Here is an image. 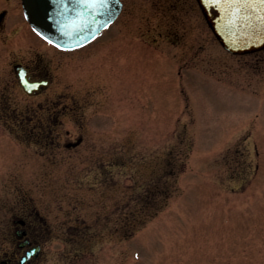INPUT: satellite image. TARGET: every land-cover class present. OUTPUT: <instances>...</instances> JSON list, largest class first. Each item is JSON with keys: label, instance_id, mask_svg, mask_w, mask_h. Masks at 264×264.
<instances>
[{"label": "rangeland", "instance_id": "rangeland-1", "mask_svg": "<svg viewBox=\"0 0 264 264\" xmlns=\"http://www.w3.org/2000/svg\"><path fill=\"white\" fill-rule=\"evenodd\" d=\"M126 6L60 52L0 0V264L28 249L20 219L27 264H264V50L230 54L183 0ZM15 63L50 88L25 94Z\"/></svg>", "mask_w": 264, "mask_h": 264}, {"label": "water", "instance_id": "water-1", "mask_svg": "<svg viewBox=\"0 0 264 264\" xmlns=\"http://www.w3.org/2000/svg\"><path fill=\"white\" fill-rule=\"evenodd\" d=\"M25 16L46 41L65 50L82 47L94 40L119 15L120 0H21ZM206 22L223 48L233 55L264 49V0H197ZM20 85L35 94L42 84L31 81L23 67H16ZM15 223L25 224L23 220ZM19 238L25 230H17ZM30 244L22 241L18 247ZM39 245L31 247L20 259L25 264L36 259ZM7 264L6 261H2Z\"/></svg>", "mask_w": 264, "mask_h": 264}, {"label": "flooded vegetation", "instance_id": "flooded-vegetation-1", "mask_svg": "<svg viewBox=\"0 0 264 264\" xmlns=\"http://www.w3.org/2000/svg\"><path fill=\"white\" fill-rule=\"evenodd\" d=\"M9 1H11V0H4V4H9ZM120 1H121V4H122V8H121V11H120V14L118 15V17L102 33H100L98 35V37L94 41H92L91 43H89L88 45H86L84 47H88V46L94 44L95 42H97L103 35H105L125 15L126 10H127V6H126L127 5V0H120ZM183 4L185 5V8H186L187 11L189 10L190 12H192L194 14L196 13L195 16H196V19H197L198 22L200 20V16L201 15L204 18L203 12H202V10H201V8H200L199 3H198L197 0H183ZM154 5H156V4L154 3ZM175 8H177V5H175V3L172 2L167 7H164L162 9H163V12H165V11H167V9L168 10H174ZM6 14H7L6 9H2L0 11V26H3V24H4V17L6 16ZM204 20H205V18H204ZM31 31L37 37V39L40 40L44 45H46L48 47H51V48H53L55 50H58L60 52H70V51L72 52V51H76V50H79V49H83L84 48V47H81V48L75 49V50H61V49H59V48H57V47L49 44L45 40H43L32 28H31ZM160 36L163 37V34L161 33ZM144 43H146V45L149 46L148 47L149 50H151L152 47H155L153 45V44H155L153 41H150V43H148V44H147L146 41ZM119 48H120V50H123L124 49V42H123V44H121L119 46ZM141 50H142V46L140 45V42H138V43L135 42V44H134V52L139 53V54H137L138 57L140 56ZM16 67H23L27 71V74L29 75L31 81H42V84H45V86L41 85L40 88H39V90L35 92L36 95H39V94L43 93L44 91H46L47 89L50 88V86H51V80H50L49 76L45 74V72L43 73V71H41L42 69L40 67L30 68L26 64H23V63H15L13 65V69L15 71L14 73L16 74L17 78H18V75L16 73ZM18 83H19V78H18ZM33 96H35V95H33ZM50 123H51V121H50ZM49 141L52 144H59V143H61V138L59 136H50L49 137ZM82 142H83V137H79L74 142H67L66 147H68L70 149L77 148V147L81 146ZM17 226L18 227H17L16 230H19L21 228H25L26 229V225L25 226L17 225ZM27 236H28V231H27Z\"/></svg>", "mask_w": 264, "mask_h": 264}]
</instances>
